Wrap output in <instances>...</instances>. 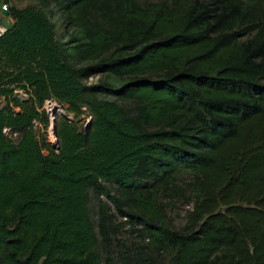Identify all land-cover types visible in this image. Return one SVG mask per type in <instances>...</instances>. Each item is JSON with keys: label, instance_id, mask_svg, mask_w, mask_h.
<instances>
[{"label": "trees", "instance_id": "obj_1", "mask_svg": "<svg viewBox=\"0 0 264 264\" xmlns=\"http://www.w3.org/2000/svg\"><path fill=\"white\" fill-rule=\"evenodd\" d=\"M50 5L81 33L69 46ZM8 17L0 264H264V0H37ZM49 100L89 114L55 115V146Z\"/></svg>", "mask_w": 264, "mask_h": 264}, {"label": "rangeland", "instance_id": "obj_2", "mask_svg": "<svg viewBox=\"0 0 264 264\" xmlns=\"http://www.w3.org/2000/svg\"><path fill=\"white\" fill-rule=\"evenodd\" d=\"M4 2L9 6H14L17 8H23L28 5L32 4H37V0H0L1 2ZM159 0H139L140 3H145V2H155ZM45 13L47 16L50 18L51 22L54 25V29L56 32V39L60 43H64L67 46L71 45V41L75 37H81V33L79 30L73 29L71 27H68L66 21H65V16L63 11L61 9L50 5L48 7L44 8ZM1 23H4L6 19H3L0 17ZM89 63H84L82 64L83 66L88 65ZM127 81L126 78L124 77H117V76H112V75H106V74H94L91 75L87 80L84 81L85 84L87 85H96L99 83H107L110 87L112 88H117L121 85H123ZM108 99L112 100L113 98L108 97ZM127 107H132V105L128 102L126 103H121ZM44 109L49 115V126L47 127L45 131V136L47 141L52 145H56V138L53 135V132L51 130L52 127V122L54 121V116L55 115H64L67 116L70 120L76 121L77 126L82 129L85 127L87 122L89 121V114L85 110L84 114L81 115L79 118L74 119L71 114H68L60 105L56 104L53 101H46L44 104ZM37 127V126H36ZM44 132V131H40ZM102 200H105L104 198H101ZM90 216L92 221L94 222L95 226L98 222V201L97 199L92 196L90 203ZM188 209L187 206H184L182 203H177L169 212L170 220L173 224V227L176 229H180L183 224H184V215L185 211ZM112 211V210H111ZM124 230L120 233V235L117 237L118 239H121L124 241L129 247L131 241L134 239V235L130 233L129 226H126L123 228ZM136 243L139 242L140 240H133ZM114 255L112 258V264H121V260H119V257H117L118 253L116 250L114 251ZM143 264H170L169 261V254H154L151 255L149 260L144 262Z\"/></svg>", "mask_w": 264, "mask_h": 264}, {"label": "built area", "instance_id": "obj_3", "mask_svg": "<svg viewBox=\"0 0 264 264\" xmlns=\"http://www.w3.org/2000/svg\"><path fill=\"white\" fill-rule=\"evenodd\" d=\"M3 9H9V7H8V5H7L6 3H3V4L1 5L0 15H1V17H2L3 19H6V21H7L9 17H6V16L2 15L1 11H2ZM6 21H5L4 23L0 24V36L6 31V28H7V27H6Z\"/></svg>", "mask_w": 264, "mask_h": 264}, {"label": "water", "instance_id": "obj_4", "mask_svg": "<svg viewBox=\"0 0 264 264\" xmlns=\"http://www.w3.org/2000/svg\"><path fill=\"white\" fill-rule=\"evenodd\" d=\"M2 15L8 17L9 16V9H3L1 11ZM51 130L53 132V135H54V121L52 122V127H51Z\"/></svg>", "mask_w": 264, "mask_h": 264}, {"label": "crops", "instance_id": "obj_5", "mask_svg": "<svg viewBox=\"0 0 264 264\" xmlns=\"http://www.w3.org/2000/svg\"><path fill=\"white\" fill-rule=\"evenodd\" d=\"M3 3H4V2L2 1L1 4H0V9H1V5H2ZM0 17H1V15H0ZM1 22H2V21H0V24H2ZM11 22H12L11 19L8 18V20L6 21V27H8V26L11 24Z\"/></svg>", "mask_w": 264, "mask_h": 264}]
</instances>
